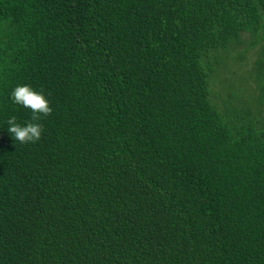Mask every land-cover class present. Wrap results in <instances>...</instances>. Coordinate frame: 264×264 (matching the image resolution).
<instances>
[{
	"label": "trees",
	"instance_id": "1",
	"mask_svg": "<svg viewBox=\"0 0 264 264\" xmlns=\"http://www.w3.org/2000/svg\"><path fill=\"white\" fill-rule=\"evenodd\" d=\"M244 35L264 0H0V264H264V101L211 88Z\"/></svg>",
	"mask_w": 264,
	"mask_h": 264
},
{
	"label": "rangeland",
	"instance_id": "2",
	"mask_svg": "<svg viewBox=\"0 0 264 264\" xmlns=\"http://www.w3.org/2000/svg\"><path fill=\"white\" fill-rule=\"evenodd\" d=\"M250 40L248 35H244L240 46L221 55L223 58L218 75L213 77L211 86L213 101L220 109H223L224 104L228 101L227 93L232 90L228 83L223 82V78L226 77L229 78L228 82H231L235 90L238 88L243 91L242 95H244L247 104L253 102L251 107L253 106L254 111L256 106L254 103L258 99L264 101V50L259 54L261 44L254 49L247 48Z\"/></svg>",
	"mask_w": 264,
	"mask_h": 264
},
{
	"label": "clouds",
	"instance_id": "3",
	"mask_svg": "<svg viewBox=\"0 0 264 264\" xmlns=\"http://www.w3.org/2000/svg\"><path fill=\"white\" fill-rule=\"evenodd\" d=\"M11 99L14 103L31 110V121L25 125L17 122V118L12 116L7 120V131L11 137L20 144H35L42 139L45 131L42 118L53 114L50 101L44 95L43 90L39 92L30 85H20L11 92Z\"/></svg>",
	"mask_w": 264,
	"mask_h": 264
}]
</instances>
